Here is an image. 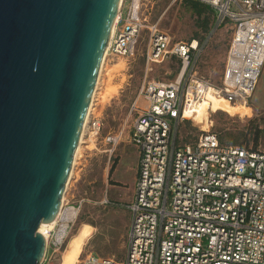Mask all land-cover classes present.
Here are the masks:
<instances>
[{"label": "built area", "instance_id": "2783aa9c", "mask_svg": "<svg viewBox=\"0 0 264 264\" xmlns=\"http://www.w3.org/2000/svg\"><path fill=\"white\" fill-rule=\"evenodd\" d=\"M197 1L215 10L213 32L226 24L232 30L220 84L198 71L212 34L203 41H174L150 20L144 0H122L106 58L134 57L145 30L147 72L172 58L180 61V71L168 82L145 78L132 105L139 165L134 198L124 204L130 212L126 257L91 253L82 264H264V148L223 143L213 121L179 142L182 124L195 122L186 111L208 100L210 90L232 104H249L264 67V0ZM93 109L87 132L98 136L104 123ZM123 136L119 131L104 138L111 155ZM61 222L59 217L49 232L44 260L63 246Z\"/></svg>", "mask_w": 264, "mask_h": 264}, {"label": "water", "instance_id": "95a60500", "mask_svg": "<svg viewBox=\"0 0 264 264\" xmlns=\"http://www.w3.org/2000/svg\"><path fill=\"white\" fill-rule=\"evenodd\" d=\"M122 0H0V264H41Z\"/></svg>", "mask_w": 264, "mask_h": 264}, {"label": "rangeland", "instance_id": "374dc122", "mask_svg": "<svg viewBox=\"0 0 264 264\" xmlns=\"http://www.w3.org/2000/svg\"><path fill=\"white\" fill-rule=\"evenodd\" d=\"M144 3V8L151 13L150 20L160 22L161 30L168 32L174 41L190 40L194 35L203 37L206 32L200 23L204 20H210L211 29L214 27L212 13L199 17L185 0H144ZM231 37L230 25L216 30L201 59L200 74L216 84L222 80ZM148 41V31L144 30L134 57L109 55L103 59L93 112L102 117L104 125L100 135L94 136L90 132L85 135L65 192L67 206L77 208L80 213L70 220L59 252H49L41 264H60L69 251L72 237L81 233L85 223L93 229L77 264H82L91 253L118 259L126 257L130 214L124 204L128 202L129 194L135 191L138 169L137 155L134 154L136 147L131 136L136 118L132 105L145 78L168 82L174 80L180 71L179 63L170 60L152 65L147 72L145 52ZM254 98L255 94L244 109L219 97H211L195 109H188L187 116L193 117L195 122L191 120L182 124L179 142L182 144L195 138L201 133V127L210 128L213 121L212 129L223 142L255 145V132L259 129L263 140L258 146L264 147V110L256 108ZM147 103L143 99L141 105ZM208 108L216 113L211 114ZM119 131H124L123 140L111 155L104 138L110 132ZM115 161L116 167L110 175Z\"/></svg>", "mask_w": 264, "mask_h": 264}, {"label": "bare ground", "instance_id": "6f19581e", "mask_svg": "<svg viewBox=\"0 0 264 264\" xmlns=\"http://www.w3.org/2000/svg\"><path fill=\"white\" fill-rule=\"evenodd\" d=\"M116 22H117V20H116ZM116 22H115L114 28L112 30V35H113L114 31H115ZM109 43H110V41H109ZM108 46H109V44H108ZM104 57L106 58V54H105ZM102 70H101V73H102ZM101 73H100V76L98 78L97 86H96L95 93H94V96H93V99H92V102H91V105H90V108H89L88 115L86 117V121H85L84 129H83V132H82L81 140H80L79 146L77 148V152L75 154V162L73 164V169H72L71 174H70V179H71V177H72V175L74 173V168H75V164H76V161H77V157L79 155L82 143L84 142V139H85V135H86V132H87V123H88V120L90 118V112H91V110L93 108V105H94L96 92H97V89H98V86H99V81H100V78H101ZM211 97L223 98V97L218 96L214 90H210L208 92V99H210ZM223 99H225V98H223ZM234 105L236 107H238V108H243V109L248 107V105H245L244 103H239V104H234ZM67 187H68V184H67ZM64 205H65V195L63 197L62 206H64ZM79 213H80V211L77 208L70 207V208H68L66 210H63L62 207H61L58 217L55 218V220H53L51 222H43L40 225L39 230L47 238L48 235H49L50 230H52L55 227V225L58 222V218L60 217V218H62L64 220V222L67 223V224H64V226L62 225L63 227H61V235L63 236L64 233L66 232L67 228H68L70 220L71 219H75L76 217H78ZM92 229H93V227H91L89 224L85 223L84 224V229L81 231V233L79 235L76 234V235H74L72 237V239L70 241V244L68 246L69 251H68L66 257L63 258V261L60 264H77L78 263L79 256H80L81 253H83L85 242H86L87 238L90 236V234L92 233Z\"/></svg>", "mask_w": 264, "mask_h": 264}, {"label": "crops", "instance_id": "0c3cea01", "mask_svg": "<svg viewBox=\"0 0 264 264\" xmlns=\"http://www.w3.org/2000/svg\"><path fill=\"white\" fill-rule=\"evenodd\" d=\"M175 1V0H174ZM181 1H183V0H181ZM197 1V0H196ZM176 2V1H175ZM200 2V1H199ZM202 4H205V3H203V2H201ZM205 5H207V4H205ZM209 6V5H208ZM211 7V6H210ZM212 8V7H211ZM213 9V8H212ZM212 11H214V14H213V19H214V22H213V24H214V27L211 29V31H210V33H209V35L210 34H212V36H211V39L213 38V35H214V33H215V31L213 32V30H214V28H215V22H216V14H215V10L213 9ZM207 15H209V13H206ZM159 24H160V22H159ZM226 25H229V24H226ZM226 25H223V26H221L220 28H222V27H224V26H226ZM220 28H218V29H220ZM217 29V30H218ZM213 32V33H212ZM208 35V36H209ZM211 39H210V41H211ZM192 40H194V39H192ZM195 40H198V39H195ZM183 41H190V40H183ZM209 41V42H210ZM206 50V49H205ZM228 51H229V49H228ZM227 55H228V53H227ZM202 59V58H201ZM170 60H172V61H177L178 63H179V65H180V61L177 59V58H172V59H169V60H166V62L167 61H170ZM226 60H227V58H226ZM200 63H201V60H200V62H199V65H198V71H199V68H200ZM226 65V64H225ZM224 71H225V69H224ZM200 73V72H199ZM223 75H224V73H223ZM209 78V77H208ZM222 78H223V76H222ZM222 81V80H221ZM221 83V82H220ZM220 83H218V84H220ZM253 94H255V98H254V102H255V106H256V108L257 109H262V110H264V67H263V71H262V74H261V77H260V79H259V82H258V85H257V88H256V90L254 91V93ZM253 96V95H252ZM212 113H216L215 111H212L211 112V114ZM210 114V115H211ZM185 123V122H184ZM260 128H262L261 126H260ZM221 138V137H220ZM263 140V137L261 136L260 137V140L259 141H262ZM223 142V141H222ZM132 143L134 144V146L136 147L135 148V151H134V154L135 155H137V159H138V162H137V165H139V149H138V146L132 141ZM223 143H226V142H223ZM226 144H241V143H226ZM245 144H249V143H245ZM255 146V145H254ZM256 147H261V148H264V147H262V146H256ZM137 175H138V169H137ZM137 178V177H136ZM137 180V179H136ZM134 193H135V191L132 193V194H129V200H128V202H126V203H129V202H131L132 200H133V198H134ZM129 214H130V212H129Z\"/></svg>", "mask_w": 264, "mask_h": 264}, {"label": "trees", "instance_id": "16d2710c", "mask_svg": "<svg viewBox=\"0 0 264 264\" xmlns=\"http://www.w3.org/2000/svg\"><path fill=\"white\" fill-rule=\"evenodd\" d=\"M185 1L190 3L192 9L196 12V14L199 17H202L203 15H206V13L214 14V11H212L213 9L210 6H208V5L202 4L201 2L196 1V0H185ZM200 25L202 26L203 30L206 33L201 38L196 36V35H194L192 39H198L200 41H203L209 35V33L211 31L210 20H204L203 22L200 23ZM192 39H190V40H192ZM260 133H261V131L259 129H257L256 132H255V139H254L255 140V146H258V143H259V140H260ZM245 143L246 142H241V144H245ZM115 167H116V161L114 162L113 166L110 169V175H112Z\"/></svg>", "mask_w": 264, "mask_h": 264}]
</instances>
